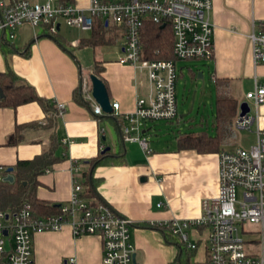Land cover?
Wrapping results in <instances>:
<instances>
[{"label": "crops", "instance_id": "1", "mask_svg": "<svg viewBox=\"0 0 264 264\" xmlns=\"http://www.w3.org/2000/svg\"><path fill=\"white\" fill-rule=\"evenodd\" d=\"M71 1L80 6L88 3V0ZM211 7L213 55L208 60V76L215 96L219 84L221 90L236 99L230 123L233 133L225 136L215 150L181 147L177 140L188 134L217 133L215 101L212 117L205 118L204 122L194 119L189 128L179 130L170 140L165 135L157 136L153 120L142 123L140 127L150 147L146 153L138 141L122 139V126L127 124L124 114L133 109L136 94L146 88V78L116 57L103 58L95 51L97 44L86 42L90 34L67 41L60 33L62 20H58V31L54 35L41 25L25 22L16 27L11 40H1L5 45L0 44V71L15 72L48 103L46 108L34 99L13 106L0 104V164L13 175L18 159L33 158L49 146L53 147L57 160L34 173L30 188L39 200L59 205L69 199L74 175L80 181L84 178L82 173L89 168L85 160L108 146L106 150L113 161L105 160L89 168L95 195L87 199L105 202L132 220L129 238L139 264H169L174 259L176 245L166 241L153 222L197 216L200 201L217 194L216 152L234 139L237 128L233 118L244 93L255 84L264 85V60L254 64L248 35L252 28L264 29V0H212ZM112 36L110 34V42L120 41ZM86 50L96 52L91 61ZM97 63L98 71L94 72L106 84L110 102L118 101L116 115L103 111L93 113L94 101L87 95L90 84L83 74L87 71L86 65ZM196 71L202 77L203 70L196 68ZM57 101L65 103L60 114H56ZM258 108L257 123L264 127V101ZM247 131L254 140L252 129ZM74 165L78 167L76 173ZM7 166H12V170L8 171ZM13 180L0 182V204L4 207L17 205L5 195L6 191L13 190ZM189 235L190 240L197 243L195 248L189 249L192 250L190 261H203L201 238L205 229L193 227ZM32 247L34 264H62V258L68 255L74 256L78 264H103L100 237L92 233L74 236L68 223L57 230L35 232Z\"/></svg>", "mask_w": 264, "mask_h": 264}, {"label": "built area", "instance_id": "2", "mask_svg": "<svg viewBox=\"0 0 264 264\" xmlns=\"http://www.w3.org/2000/svg\"><path fill=\"white\" fill-rule=\"evenodd\" d=\"M212 0H88L85 6L63 0H0V41L11 40L16 27L30 23L45 27L54 35L58 20L67 26L93 30L100 27L120 40L117 60L130 64L145 75L147 86L136 94L135 104L124 114L122 139L136 140L144 153L149 141L141 124L146 120L173 119L176 114V61L211 59L213 23L210 21ZM166 28L170 43L168 56L146 55L143 29L146 24ZM253 62L264 60V29L248 33ZM159 48H154L157 54ZM248 110L233 118L236 128L252 129L254 140L248 146L219 148L217 153L218 190L200 201V214L192 218H169L153 222L165 227L183 242L186 249L197 243L190 240L193 227L205 229L203 261L187 264H264V127L257 123L258 106L264 101V85L255 84L244 93ZM94 101L93 113L101 114ZM65 107L56 102V114ZM113 115L118 114V101L111 102ZM65 141V139H63ZM103 147H101L102 149ZM78 167L74 165L73 172ZM0 164V182L7 180ZM76 174L72 178L69 199L61 202L58 212L36 213L32 204L22 199L14 207L0 204V264H34L33 234L57 230L70 225L74 236L96 234L101 239L103 264H133L134 244L129 238L132 220L117 213L110 205L91 201L82 195ZM161 205V202H158ZM62 264H78L75 257L62 258Z\"/></svg>", "mask_w": 264, "mask_h": 264}, {"label": "trees", "instance_id": "3", "mask_svg": "<svg viewBox=\"0 0 264 264\" xmlns=\"http://www.w3.org/2000/svg\"><path fill=\"white\" fill-rule=\"evenodd\" d=\"M68 1V0H63ZM71 1V0H70ZM143 39L146 55L148 56H168L170 54L168 47L170 43L169 33L166 28H160L158 25L146 24L143 29ZM111 38L100 27H95L91 30L90 36L86 39V42L91 44H99L104 42H110ZM84 42V41H82ZM1 46L4 47L3 41H0ZM159 48L158 53L154 54L153 49ZM0 104L3 105H16L18 103L27 102L34 99L40 102L43 107L46 108L48 101L39 96L34 87L28 82H25L15 72L7 69L0 71ZM236 99L227 92L220 89L219 84L216 86V126L217 133L215 135H194L188 134L178 137V145L181 147L193 146L199 150H215L219 146V143L225 136H231L233 129L231 127V119L235 112ZM117 155V154H116ZM112 155L108 150L104 149L102 152L91 156L86 162L89 163V168L95 164L103 163L105 160L113 161ZM57 160V156L54 153L53 147L49 146L41 154L29 159H18L14 166V188L12 191H6V199L12 204L19 203L22 199L28 200L33 207L34 212L40 214H46L48 212H58L59 205L56 203H49L42 201L33 196L30 183H33L34 173L41 171L45 166L51 164ZM115 161V160H114ZM83 172L84 178L82 179V195L87 199L90 195H95V187L93 177L91 176L90 169ZM33 180V181H32ZM163 233V237L166 241L173 243L177 247V252L174 259L169 264H187L190 262V256L192 250L186 249L183 242H181L177 236L171 233L165 227H158ZM195 264H202L197 263Z\"/></svg>", "mask_w": 264, "mask_h": 264}, {"label": "rangeland", "instance_id": "4", "mask_svg": "<svg viewBox=\"0 0 264 264\" xmlns=\"http://www.w3.org/2000/svg\"><path fill=\"white\" fill-rule=\"evenodd\" d=\"M60 33L67 41H74L79 37L90 34L87 29L81 30L77 27L65 26L64 24L61 25ZM107 35L110 37V32H108ZM119 43L120 41L118 40L99 43L95 51H98L105 59L117 58L120 55V50L118 49ZM85 54L89 58V61L96 56V52H92L91 50H86ZM209 65L210 62L208 59L188 58L187 60L176 61L177 74L174 82L177 114L169 121L162 119L153 120V124L157 128V136L165 135V138L168 140L173 139L172 136L178 133L179 130L189 128L193 124L194 119L204 122L205 118L208 120L212 117L211 108L214 106L216 96L213 82L208 76ZM196 68L203 70L202 77H197ZM85 69L87 71L84 72L83 77L86 83H89V73L98 71V63L95 66L86 65ZM180 113L183 115L180 116ZM146 121L149 122V120ZM107 139L108 137L106 140ZM252 140L253 138L249 131L237 128L234 139L230 140L229 143L225 145V148H233L236 145L247 146Z\"/></svg>", "mask_w": 264, "mask_h": 264}, {"label": "water", "instance_id": "5", "mask_svg": "<svg viewBox=\"0 0 264 264\" xmlns=\"http://www.w3.org/2000/svg\"><path fill=\"white\" fill-rule=\"evenodd\" d=\"M197 76L201 77V74L198 73ZM89 84H90V94H91L92 98L100 106V109L103 112L110 113L112 111L111 102H110V99L108 98V92H107L106 84H104V82L101 79V77H99L94 72H90L89 73ZM1 92L2 91L0 89V93ZM239 109H241L240 110V114H244V113L247 112V110L249 108H248V105H247L246 101H241L239 103ZM108 148L109 147L106 146V147L103 148V150L104 149H108ZM7 170L11 171L12 170V166H7ZM6 178H7V180L12 181L13 180V175L8 173ZM131 259H132L133 264H139L137 262L136 258H134V253H132Z\"/></svg>", "mask_w": 264, "mask_h": 264}]
</instances>
